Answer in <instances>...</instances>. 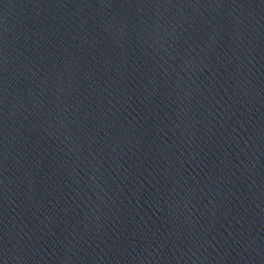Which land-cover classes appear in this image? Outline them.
Returning a JSON list of instances; mask_svg holds the SVG:
<instances>
[{
    "label": "water",
    "instance_id": "95a60500",
    "mask_svg": "<svg viewBox=\"0 0 264 264\" xmlns=\"http://www.w3.org/2000/svg\"><path fill=\"white\" fill-rule=\"evenodd\" d=\"M0 264H264V0H0Z\"/></svg>",
    "mask_w": 264,
    "mask_h": 264
}]
</instances>
